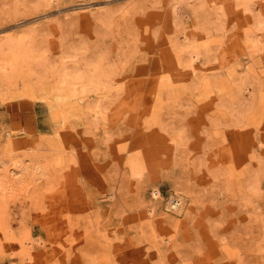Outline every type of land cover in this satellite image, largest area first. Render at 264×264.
Masks as SVG:
<instances>
[{
    "label": "rangeland",
    "instance_id": "374dc122",
    "mask_svg": "<svg viewBox=\"0 0 264 264\" xmlns=\"http://www.w3.org/2000/svg\"><path fill=\"white\" fill-rule=\"evenodd\" d=\"M0 264H264V0H0Z\"/></svg>",
    "mask_w": 264,
    "mask_h": 264
},
{
    "label": "bare ground",
    "instance_id": "6f19581e",
    "mask_svg": "<svg viewBox=\"0 0 264 264\" xmlns=\"http://www.w3.org/2000/svg\"><path fill=\"white\" fill-rule=\"evenodd\" d=\"M196 56V53L194 52L192 54V57H195ZM66 73L62 74L63 76V80L69 84V85H73L75 86L74 84L76 83V79L79 78V76H82L81 74H79V72L75 71V70H66L65 71ZM3 159V158H1ZM3 161V160H1ZM8 160L7 159H4V163L7 162ZM24 163V162H23ZM26 164V163H25ZM19 167L20 165H22V162L18 164ZM28 166V165H27ZM15 167V166H14ZM19 167L17 168L19 170ZM26 167V166H25ZM24 168V167H23ZM10 169V168H9ZM25 169V168H24ZM12 171V170H11ZM10 172V171H9ZM17 174L19 171H15ZM23 172V171H22ZM7 173V172H6ZM11 173V172H10ZM7 176V174H6ZM9 176V175H8ZM20 176V175H19ZM17 177V176H15ZM21 177V176H20ZM17 179V178H16ZM158 192V191H157ZM171 204L173 205V207H176V208H179L180 207V204H181V200L179 198H174L173 201L171 202Z\"/></svg>",
    "mask_w": 264,
    "mask_h": 264
}]
</instances>
